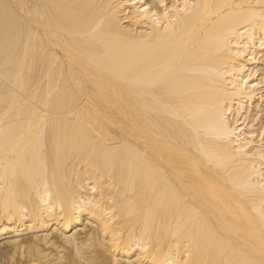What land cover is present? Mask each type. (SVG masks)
I'll list each match as a JSON object with an SVG mask.
<instances>
[{"label": "bare ground", "instance_id": "obj_1", "mask_svg": "<svg viewBox=\"0 0 264 264\" xmlns=\"http://www.w3.org/2000/svg\"><path fill=\"white\" fill-rule=\"evenodd\" d=\"M0 264H264V0H0Z\"/></svg>", "mask_w": 264, "mask_h": 264}]
</instances>
